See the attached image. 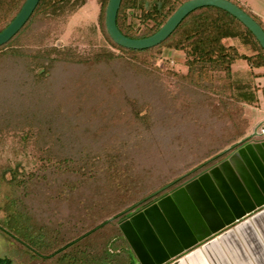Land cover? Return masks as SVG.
I'll use <instances>...</instances> for the list:
<instances>
[{
	"label": "trees",
	"instance_id": "trees-1",
	"mask_svg": "<svg viewBox=\"0 0 264 264\" xmlns=\"http://www.w3.org/2000/svg\"><path fill=\"white\" fill-rule=\"evenodd\" d=\"M25 1L0 0V32L13 21ZM80 1L84 0H40L25 26L8 43L0 46V67L4 66L0 69V90L13 88L8 79L17 84L24 81L19 85L25 87L24 96L29 98L21 104L29 110L32 105L29 132L41 143L40 166L35 171L26 173L16 169L11 173V179L5 175L8 172L3 176L7 184L18 188V193L4 207L5 217L0 219V232L14 244L17 258L24 264H134L136 261L119 227L130 211L126 208L134 190L132 164L125 161L119 152L96 153L85 147L81 144L79 129L75 130L69 122L63 125L60 118L53 120L50 117L45 123L38 118L36 112L49 116L56 114L51 103L39 106L33 105L32 101L30 105L31 91L35 88L40 90L54 64L86 62V59L75 58L60 49L41 46L42 38L50 31L46 22H55L67 15ZM99 1L103 15L101 24L111 46L129 55L138 69L153 67L159 70L161 67L153 64L156 54H166L169 50L183 51L187 72L166 70L167 73L204 91L214 92L216 96H219L218 92L222 93L223 97L217 99V113H222L221 116L227 110L233 112L236 105L243 109L244 105L258 104L260 93L264 100V86L255 84L256 69H261L264 76V50L251 31L228 12L216 7L199 8L159 45L134 50L118 45L109 36L106 28L109 0ZM187 1L122 0L117 17L118 28L131 38L149 37L159 31ZM229 1L241 7L264 29L256 15L236 0ZM37 20L44 21L45 25L37 24ZM17 39L21 43L14 45ZM229 39L233 43L226 42ZM234 40L253 52L241 53ZM100 56L114 59L120 54L110 51ZM241 60L248 61L252 67L246 79L238 78L233 71V65ZM39 68H45V71L39 74ZM26 112L22 111L19 117H11L7 124H12L13 129L23 128L27 119L22 118V114ZM249 140L234 144L225 153L222 143L216 144L219 148L213 151V158L167 184L169 187L163 186L157 194L143 198L142 203L219 161ZM126 187L130 191L129 198L127 195L124 197ZM138 202L134 203L136 207ZM0 262L14 264L9 257L0 256Z\"/></svg>",
	"mask_w": 264,
	"mask_h": 264
},
{
	"label": "rangeland",
	"instance_id": "rangeland-1",
	"mask_svg": "<svg viewBox=\"0 0 264 264\" xmlns=\"http://www.w3.org/2000/svg\"><path fill=\"white\" fill-rule=\"evenodd\" d=\"M236 1L247 11L256 13L264 24V0ZM101 13L99 0H84L57 21L46 22L50 31L42 38L41 46L60 49L86 62L54 64L40 90L31 91L30 105L32 101L39 106L51 103L56 114L36 112L38 118L45 123L50 117L60 118L63 125L69 122L75 130L79 129L85 147L96 153L119 152L132 164L134 190L131 189L133 196L126 208L132 211L137 201L141 204L143 198L157 194L163 186L213 158V151L219 148L216 144L222 143L225 151L242 140L251 122L255 127L263 118L264 100L260 93L261 107L259 103L254 108L244 105L243 109L236 105L233 112L227 110L221 116L222 113H217V99L222 93L216 96L167 73L166 70L187 72L183 51L156 54L153 64L160 66L159 70L138 69L129 55L111 46L101 24ZM37 24L45 25L42 20H37ZM20 39L14 45H19ZM226 42L233 43L230 39ZM234 44L240 52H253L238 40ZM110 51L120 57L100 56ZM237 64L242 65L234 70H238L237 77L246 79L251 64L246 60ZM44 71L45 68L37 70L39 74ZM261 72L256 69V73ZM8 80L13 88L0 90V219L5 217L4 207L18 193V188L5 182L4 174L8 172L5 175L11 179L16 169L26 173L35 171L40 166L41 154V143L29 132L32 105L29 110L21 104L29 98L24 96L25 87L19 85L24 81L17 84ZM256 82L263 87L264 78H257ZM22 111H27L22 114L27 124L13 129L12 124H7L8 119L19 117ZM125 196H130L128 187L124 188ZM0 256L13 259L14 264H24L18 260L14 244L1 232Z\"/></svg>",
	"mask_w": 264,
	"mask_h": 264
},
{
	"label": "water",
	"instance_id": "water-1",
	"mask_svg": "<svg viewBox=\"0 0 264 264\" xmlns=\"http://www.w3.org/2000/svg\"><path fill=\"white\" fill-rule=\"evenodd\" d=\"M39 2L25 1L13 21L0 32V46L25 26ZM121 3L122 0H109L106 28L115 43L128 49L155 47L191 12L216 7L238 19L264 50L263 27L229 0H189L159 31L141 39L128 37L118 28ZM260 127L247 138L258 136ZM259 208L229 155L133 213L119 227L140 264H264V208Z\"/></svg>",
	"mask_w": 264,
	"mask_h": 264
},
{
	"label": "crops",
	"instance_id": "crops-1",
	"mask_svg": "<svg viewBox=\"0 0 264 264\" xmlns=\"http://www.w3.org/2000/svg\"><path fill=\"white\" fill-rule=\"evenodd\" d=\"M254 14L257 15L256 13ZM237 63L233 65V71L242 66L238 65ZM250 66L248 67L249 70L252 69V67ZM237 72L238 70L234 71V73ZM256 74H258V76L255 78L256 81L257 78H264V76H262L263 72ZM255 84H258V86H260L257 82ZM259 99V105L261 107V97ZM258 122L259 123L255 127L254 122H251L252 127H250L251 125L249 124L250 126L246 128L244 138L238 143L242 142L244 139L252 135L257 126L261 125V127L258 129L259 135L242 144L240 147L237 148V150L233 151L230 155L232 156V162L234 164V167L238 171V174L241 177L243 183L245 184V187L247 188L249 194L252 196L254 202L258 205V207H260L259 209H262L264 208V135H262L261 129L264 128V116L262 119H259ZM135 258L136 261L134 264H140L136 256Z\"/></svg>",
	"mask_w": 264,
	"mask_h": 264
},
{
	"label": "flooded vegetation",
	"instance_id": "flooded-vegetation-1",
	"mask_svg": "<svg viewBox=\"0 0 264 264\" xmlns=\"http://www.w3.org/2000/svg\"><path fill=\"white\" fill-rule=\"evenodd\" d=\"M235 150H237V148H236ZM235 150H232L229 154H227V155H225L224 157H222V159H220L219 161L213 162L212 165L206 167L205 169H202V170H200L199 172L190 175L188 178H186V179L183 180L182 182H180V183L174 185L173 187L169 188L168 190L164 191L163 193H160V194L156 195L154 198H152V199H150V200H148V201H146V202H144V203H141V204L138 205L135 209H133L132 211H130V212L126 215V217H125L123 220L127 219V218H128L130 215H132L133 213L138 212V211L141 210L143 207L148 206V205L154 203L158 198H160V197H162V196L168 194L171 190H173L174 188H176V187L182 185L184 182H187L188 180L194 178V177L197 176L198 174L204 172V171L207 170L208 168H210V167H212L213 165L217 164V163L220 162L221 160L227 158V157H228L233 151H235ZM0 264H6V263H5V262H2V263L0 262Z\"/></svg>",
	"mask_w": 264,
	"mask_h": 264
},
{
	"label": "built area",
	"instance_id": "built-area-1",
	"mask_svg": "<svg viewBox=\"0 0 264 264\" xmlns=\"http://www.w3.org/2000/svg\"><path fill=\"white\" fill-rule=\"evenodd\" d=\"M262 135H264V128L261 129Z\"/></svg>",
	"mask_w": 264,
	"mask_h": 264
}]
</instances>
